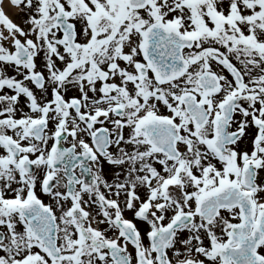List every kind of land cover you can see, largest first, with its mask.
Returning a JSON list of instances; mask_svg holds the SVG:
<instances>
[{
	"label": "snow or ice",
	"instance_id": "snow-or-ice-1",
	"mask_svg": "<svg viewBox=\"0 0 264 264\" xmlns=\"http://www.w3.org/2000/svg\"><path fill=\"white\" fill-rule=\"evenodd\" d=\"M0 264H264V0H0Z\"/></svg>",
	"mask_w": 264,
	"mask_h": 264
}]
</instances>
